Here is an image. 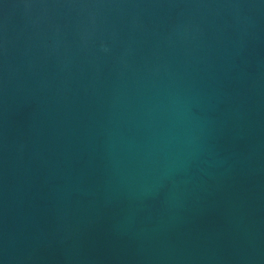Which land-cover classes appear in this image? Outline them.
<instances>
[{
	"label": "water",
	"instance_id": "water-1",
	"mask_svg": "<svg viewBox=\"0 0 264 264\" xmlns=\"http://www.w3.org/2000/svg\"><path fill=\"white\" fill-rule=\"evenodd\" d=\"M0 264H264V0H0Z\"/></svg>",
	"mask_w": 264,
	"mask_h": 264
}]
</instances>
